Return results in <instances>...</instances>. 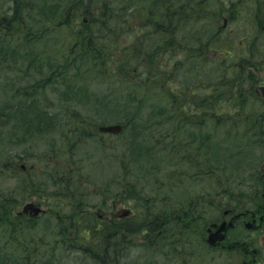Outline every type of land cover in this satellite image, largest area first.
Returning <instances> with one entry per match:
<instances>
[{
  "label": "trees",
  "instance_id": "obj_1",
  "mask_svg": "<svg viewBox=\"0 0 264 264\" xmlns=\"http://www.w3.org/2000/svg\"><path fill=\"white\" fill-rule=\"evenodd\" d=\"M48 1L36 0L29 7L26 3V12L23 13L25 16L18 14L15 5L6 6L0 14V44L5 42V34L10 33L15 38V43L18 42L16 46L25 49L24 54H20L22 60L28 56L31 42L43 43L39 52L29 55L32 59L27 66L30 77L36 75L39 78H36L37 85H31V92L27 91L23 95L27 99L19 103L22 105H17L19 122L15 120V113H10L17 128L25 133L32 131L36 135H42L53 127L52 115L45 112L43 101L34 96L33 90L43 93L48 87L55 86L54 93H58L57 97L62 103L70 102L76 94L85 103L83 106L86 111L77 117L82 126L86 125L87 118H94L91 131L77 125L72 131L78 134L77 138L81 143L87 144L88 140L95 138L99 145V139L93 133L98 124L113 120L108 111L111 106L112 112L120 115L122 119L120 125L123 131L117 137L122 138L123 155L128 160L131 159L126 161V157L122 156L119 160L126 180L125 186H129L122 192L130 190L128 196L119 199L125 201L133 212L135 218L132 217L134 220L131 222L139 224L138 230L150 237L155 235L159 238L166 234L173 237L175 232L181 235L192 231L196 223L209 217L205 207L209 205L208 208H212L213 201L222 212L228 210L237 214L248 210L264 211V121L256 119L264 116V108L258 104L248 107L247 105L255 102H245L247 98L253 99V96L246 94L249 75L241 78L240 69L235 63L245 59L246 51L240 52L241 48L237 45L239 49L233 50L235 39L230 33L217 36L218 31L222 30L217 24L219 14L228 17L232 13L235 17V6L228 12L221 2L218 9H222V12L203 14L213 0ZM78 5L83 8L87 20L75 28L74 43L65 52L62 47L58 49L55 45L44 49L45 42L50 40L46 39L49 33L68 23ZM186 28L187 33L183 34ZM250 37L251 35L248 39ZM192 43L196 44L195 47ZM216 47H226L220 54L223 59L211 65L213 70H207L215 72L218 65V70H221L220 77H194V70L187 68L190 61L188 55L193 57V54L203 53L205 65L208 64V53L218 54ZM2 57L10 59L6 55ZM41 71L44 75H41ZM92 73L101 76V79L95 80H101V84L109 86L105 96L112 97V102L98 100L96 94L90 92L87 86H80V80L86 74ZM154 94L160 96V103L154 99ZM183 126L188 127V130ZM204 127L211 131L199 134ZM190 128L196 131H189ZM219 129L223 131L222 138L216 136ZM159 130L166 132L162 133L165 139L160 137ZM179 131L183 132L185 138L189 136V141L181 142L177 135ZM127 133L130 134L126 135ZM160 143L165 146L154 150V146ZM258 145L262 146V151L256 150ZM167 146L173 157H176L173 160L178 165V175L181 173L184 179L192 176L194 180L208 179L204 188L196 193L198 197L193 198L188 207L177 211L168 209L167 206L157 210L153 205L154 200L145 198L142 190L135 185L136 182L129 179L134 176L128 172L131 163L137 168L144 166V171L148 170L147 163L153 166L158 151H166ZM53 149L50 148V153L60 156L62 149H57V153ZM68 149L71 151L73 145H69ZM73 162L70 156V167L64 168L59 175L55 169L47 168V164L40 176L28 171V178L20 180L19 189L24 192L22 196L30 197L36 191L49 192L47 188L54 189L50 191V195L55 197V201L51 204L52 208L49 206V211L59 214L56 208L61 204L59 201L68 200L67 184L74 181L82 183V169L72 168ZM247 170L249 176H246V181L238 179L234 184L232 171ZM241 187L250 189L249 193L236 192L243 191ZM134 190H137L136 194L131 193ZM204 194L211 196L207 205ZM213 195L219 199L214 200ZM81 202L79 200L78 205H75L82 207ZM9 215L11 213L7 210L1 212L0 223L8 219V225L14 229L24 225L22 220L26 223L32 221L24 216L15 215L10 218ZM73 220L77 232H88L87 236H83V241L87 243L96 242L102 246L107 240V243L114 241L111 242L114 245L108 247H115L127 237L125 234V237L117 239L104 227L98 230L97 217L88 214L86 218L81 209ZM95 231L104 232L103 238L94 236ZM243 236L242 233L241 237ZM252 247L263 249L264 237L260 241L258 238L252 240ZM3 259L0 258V264ZM261 264H264V260Z\"/></svg>",
  "mask_w": 264,
  "mask_h": 264
},
{
  "label": "rangeland",
  "instance_id": "obj_2",
  "mask_svg": "<svg viewBox=\"0 0 264 264\" xmlns=\"http://www.w3.org/2000/svg\"><path fill=\"white\" fill-rule=\"evenodd\" d=\"M60 1L65 3L68 0H49L48 3H59ZM221 2L225 10L231 4L237 7L238 17L230 19L225 15L223 16L222 13L219 14L217 24L222 30L218 31L217 36L230 33L235 39L232 45L233 50L239 49L237 46H242L240 52L246 50L245 59L240 63H235L240 69L241 78L247 74L252 79L251 81L248 78L246 94L253 96V99L247 98L245 102H255L247 105L248 107L261 104L264 108V102H256L257 98L264 100V90L262 89L264 86V27L259 31L256 28L257 25H253L252 20L248 22L249 24L244 22L239 5L241 0L210 1L209 9L206 8L203 14L222 12V9H218ZM29 4L33 5L35 2L27 0L28 7ZM4 9L6 6L0 7V14L3 13ZM83 11L81 6H76L70 20L68 19V23L49 33L46 39L50 40L45 42L44 49L55 45L58 49L62 47V51L65 52L69 45L76 40L75 28L87 20ZM139 24L141 25V22ZM42 25L48 26L47 24ZM34 27L37 26L34 24ZM184 33H187V28L184 29ZM250 35L249 42L246 44ZM11 36L10 33L5 34L4 37L7 38L5 42L0 44V214L7 210L11 213L9 217L12 218L21 211L23 205L28 203L40 204L44 213L35 219H31L32 221L28 223L22 220L24 225L15 229L8 225V219L0 223V258H4L2 264H241V256L236 254L233 249L224 248L213 251L207 246L206 237L209 226L214 222L221 223L229 220V216L224 217L222 209L219 210L214 201L213 207L208 208L207 202L211 199L209 194H204L207 205L205 208L208 209L207 216L209 217L205 221L196 223L192 231L181 235L175 232L173 237H168L167 234L159 238H156L155 235L150 237L138 230L139 224L131 222L135 218L134 214H130L128 218L124 217L125 219L120 217L125 210L130 209L125 201L119 199L125 195L128 196L130 192V190L122 192L124 188L129 187L127 184L125 186L126 180H124L119 164L120 158L125 156L122 152L124 144L122 138L97 131L99 125L120 124L122 119L120 115L112 112L111 106L108 111L112 114L113 120L98 124L93 133L99 139L97 140L98 143L100 142L99 145H97L95 138L88 140L87 144L81 143L77 138L78 134L72 131L76 125L83 127L86 131H91L90 127L92 128V122L95 119L87 118L86 125L82 126L77 117L86 111V107L83 106L85 103L81 102L77 94L72 97L70 102L62 103V100L57 97L58 93H54L53 87L55 86L48 87L43 93H39L40 91L37 89L33 90L34 96L43 101L46 107L45 109L43 106L45 112L47 111L52 115L53 127L43 132L42 135H36L32 131L25 133L22 129L17 128L16 121L19 122L16 113L17 105L27 99L23 95L27 91L31 92V85H37L36 78H39L36 75L30 77L27 66L32 59L29 55H35V52H39L43 43L31 42V50L28 56L22 60L20 54L21 52L24 54L25 49L21 46L19 47L20 50L16 46L18 42L15 43V38ZM187 39H189V35ZM192 45L195 47L196 44L192 43ZM216 48L219 51L218 54H207L209 60L208 64H205L206 66L204 65L203 53L193 54V57L188 55L190 61L187 68L191 71L194 70V77H206L208 75L220 77L221 70H218V65L217 69H214L215 72L207 70L208 68L213 70L211 65L214 62L219 63L223 59L220 54L224 52L226 47ZM5 55L10 59H3L2 56ZM242 69L244 70L242 71ZM41 75H44V72L41 71ZM96 78L101 79V76L94 75V73L86 74V77L80 80L82 84L80 86H87L90 92L96 94L98 100H106L107 103L112 102V97L105 96L108 94L106 91L109 86L101 84V80H95ZM135 82H138V79H135ZM154 99L158 100L159 103L161 102L158 95H155ZM249 99L250 101H248ZM244 111H250V109H244ZM13 112L16 115V121H13L10 116V113ZM257 118L260 122L264 121V116ZM183 127L188 130V127ZM190 130L192 129L190 128ZM210 131L211 129L204 127L199 131V134ZM159 132L160 137L165 139L166 137L162 133L166 132H161V130ZM177 135L183 143L190 139L189 136L186 139L182 131H179ZM222 135L223 131L219 129L216 136L222 138ZM71 144L73 149L69 151L68 146ZM78 146L81 148L78 149ZM164 146V143L157 144L154 146V150ZM51 147L55 149V153H57V149L61 148L60 156L50 153ZM165 150L158 151L157 160L153 166L147 163L146 168H149L148 170L145 169L144 171V166L137 168L135 164L131 163L128 172L133 173L134 176L129 179L136 182L135 185L142 190L145 198L154 200L153 205L157 210L164 208V206L176 211L180 208L185 209L193 198L198 197L196 193L204 188L208 179L194 180L193 176L190 179H184L181 173L178 175L176 172L178 165H175L173 160L176 157L170 153L169 146ZM256 150L262 151V146ZM70 156L74 161L71 167L82 169V183L74 181L68 183L69 185L67 184L69 196L66 198L68 200L59 201L61 204L56 207L59 214L55 215L56 211H49L50 207H53L51 204L55 201V197L50 195V191L52 192L54 189L47 188L50 191H45L46 193L36 191L37 193L30 197L22 196L24 192L19 189L21 188L20 180L28 178V171L39 175L47 164V168L55 169L59 175L64 168L70 167L68 165ZM125 157L126 161H131V159H127V156ZM21 166L26 169H21ZM232 172L234 173V184L238 182V179L246 181V176H249L248 170ZM241 189L243 191L238 190L236 192L249 193L250 190L245 187H241ZM136 191L131 193L136 194ZM213 196L214 200L219 199L216 195ZM79 200L83 202L80 203L83 204L82 207L77 206ZM79 209L83 210L86 218H88V214H93L95 217H97L96 215L101 216V219H97L98 230L104 227L112 232L110 234L115 235L117 239L123 238L127 234L125 240L118 243L123 245L119 246V249H115V247H108L113 246L114 243L111 242L114 241L107 243L106 240L102 246L96 242H84L83 236H87L88 232L83 230L77 232L76 223L73 220ZM24 217L29 219L27 215ZM237 230L234 233L236 237H241V234L245 232L242 227ZM93 235L103 238L104 232H96ZM229 237L233 239L232 231L229 233ZM263 237L264 231L261 230L256 238L260 241Z\"/></svg>",
  "mask_w": 264,
  "mask_h": 264
},
{
  "label": "flooded vegetation",
  "instance_id": "obj_3",
  "mask_svg": "<svg viewBox=\"0 0 264 264\" xmlns=\"http://www.w3.org/2000/svg\"><path fill=\"white\" fill-rule=\"evenodd\" d=\"M239 5L241 8L242 19L244 20V22L248 23L249 21L252 20L253 25H257V27H259L261 31L262 28L264 27V0H241ZM232 8H234V6L231 4L230 7L227 9L228 12ZM235 11H237V7H235ZM228 17L230 19L237 18L238 13L236 12L235 17L233 16L232 13L231 15H228ZM247 41L249 42V39H247ZM239 47L242 48V46ZM262 89L264 90V86L262 87ZM256 102H264V100L257 98ZM258 105L261 106V104ZM130 214H133L131 210L130 211L125 210V212L122 213V216L120 217L128 218L130 217L129 216ZM222 215H224V217L229 216V220L226 222L228 223L229 221H231L232 227L228 228V230L226 231L224 242H217L216 245L209 246V248L213 251L224 248L233 249L234 252H236V254H239L241 256L242 258L241 264H261L264 260V248L257 249L252 247V240L253 238L256 239V235H258L261 230L264 231V211L248 210V211L238 212L237 214H235L227 210ZM96 216L97 219H101L100 215H96ZM240 227H242L243 230H245V232H243L244 236L236 237L234 233L237 232L238 231L237 229H239ZM210 230L212 232L213 227H211ZM230 231H232L233 239L229 237Z\"/></svg>",
  "mask_w": 264,
  "mask_h": 264
},
{
  "label": "water",
  "instance_id": "obj_4",
  "mask_svg": "<svg viewBox=\"0 0 264 264\" xmlns=\"http://www.w3.org/2000/svg\"><path fill=\"white\" fill-rule=\"evenodd\" d=\"M98 131L105 133V134H120L121 133V126L112 124L109 126H99ZM23 212H29L30 217L34 218L37 216L39 213H41V209L33 204H26L23 207ZM215 231L214 232H209L207 236V243L211 246H214L216 242H222L225 240V234L226 230L231 226V223L229 222L228 224L225 223H220V224H215L213 225Z\"/></svg>",
  "mask_w": 264,
  "mask_h": 264
},
{
  "label": "bare ground",
  "instance_id": "obj_5",
  "mask_svg": "<svg viewBox=\"0 0 264 264\" xmlns=\"http://www.w3.org/2000/svg\"><path fill=\"white\" fill-rule=\"evenodd\" d=\"M14 1H15V2H10V1H8V0H0V7H1V6H3V7H5V6L12 7V6L15 5L16 8L18 9L17 11H18V14H19V15L25 13V12H26V9H24V7H25V4H26L27 2H24V1H22V0H14ZM28 1L36 2V0H28ZM30 12L32 13V11H30ZM23 16H25V15L23 14ZM20 168L23 169V170L26 169L24 166H21ZM25 173H27V172H25ZM25 205H26V204H25ZM25 205H23V207H24ZM23 207H22L21 211L17 212V214L23 215ZM121 245H123V244H117V245L115 246V249H119V248H120L119 246H121Z\"/></svg>",
  "mask_w": 264,
  "mask_h": 264
}]
</instances>
